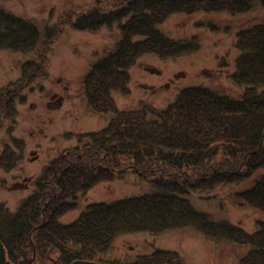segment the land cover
Instances as JSON below:
<instances>
[{
  "label": "trees",
  "instance_id": "1",
  "mask_svg": "<svg viewBox=\"0 0 264 264\" xmlns=\"http://www.w3.org/2000/svg\"><path fill=\"white\" fill-rule=\"evenodd\" d=\"M110 1L112 8L89 9L71 22L81 32L119 29L116 51L93 65L83 79L88 109L109 116V121L99 131L77 134V145L41 170L33 191L14 213L0 203V242L6 260L28 264L34 252L32 264H114L101 255L120 234L158 235L188 228L207 240L248 247L238 264H264V221H257L256 231L248 233L208 220L182 198L189 191L208 193L241 184L264 168V23L235 35L238 56L230 79L237 87H245L237 100L201 87L183 89L164 109L142 103L135 110L120 111L112 99L113 92L126 91L128 70L141 56L174 59L197 49L194 40H173L161 33L159 27L170 16L245 15L253 10V0ZM39 39L40 30L33 22L0 7V50L31 52ZM44 61L40 54L39 61L24 63L20 78L0 88L1 120L15 115L11 99L23 102L22 91L45 74ZM9 151L8 147L3 150L2 170L18 163L19 154ZM222 160L234 169L221 168ZM128 170L153 175L154 192L111 204L92 203L72 223L59 222L76 207L78 196ZM236 198L264 217V177ZM128 264L183 261L175 252L156 250Z\"/></svg>",
  "mask_w": 264,
  "mask_h": 264
},
{
  "label": "rangeland",
  "instance_id": "2",
  "mask_svg": "<svg viewBox=\"0 0 264 264\" xmlns=\"http://www.w3.org/2000/svg\"><path fill=\"white\" fill-rule=\"evenodd\" d=\"M253 2V10L245 15L170 16L159 27L161 33L173 40H194L197 49L174 59H159L154 55L138 58L128 70L126 91L112 93L116 108L135 110L145 103L164 109L174 102L180 91L191 87L206 88L237 100L245 87H237L230 79L238 56L235 35L242 29L264 23V0ZM113 4L110 0H0L2 9L33 22L40 30V39L33 51L0 50V88L20 78L24 63L39 61L40 54L45 59V74L37 76L33 84L22 91L24 101L15 102L14 120L7 122L0 132L4 145L12 144L8 136L13 135L21 142L23 150V160L17 163L13 178L0 172V203L9 213L18 209L43 167L65 149L76 146L77 134L99 131L109 121V116L96 115L88 109L83 79L93 65L116 51L119 29L112 26L95 33L81 32L73 29L71 22L89 9L104 7L107 10L115 6ZM57 93L62 95L60 109L50 100L52 94ZM46 102L51 103L46 106ZM9 129L11 131L6 132ZM220 166L234 169L226 160H222ZM23 176L26 178L22 181ZM262 177L264 168L241 184L218 187L208 193L189 191L182 198L212 222L232 224L254 233L256 222L264 221V217L240 205L236 194L250 189ZM153 179L149 173L139 176L132 170L116 174L112 181L100 182L78 196L76 207L61 216L59 222L72 223L92 203L111 204L148 195L155 190L151 184ZM14 181L22 186L9 190L4 187ZM156 250L177 253L183 264H238L249 249L226 241L207 240L195 230L185 228L158 235L120 234L101 257L106 263L128 264L137 256L150 255ZM34 257L33 252L28 264H32Z\"/></svg>",
  "mask_w": 264,
  "mask_h": 264
},
{
  "label": "flooded vegetation",
  "instance_id": "3",
  "mask_svg": "<svg viewBox=\"0 0 264 264\" xmlns=\"http://www.w3.org/2000/svg\"><path fill=\"white\" fill-rule=\"evenodd\" d=\"M50 100L51 101H53L55 104H56V108L57 109H60V107H61V103H62V95L61 94H59V93H57V94H52V96L50 97ZM9 102H10V100H8ZM47 103L49 104V103H51V102H46V106H47ZM11 105H12V110H13V112L15 113V99L14 98H12L11 99ZM14 116L15 115H13V116H11V117H9V115L7 116V117H5L4 119H0V121H1V123H0V132L1 131H3V129H4V126H5V124L7 123V122H9V121H13L14 120ZM9 131H11V129H9V130H7L6 132H9ZM3 135V134H2ZM8 138H10V140H11V142H12V144H3L2 143V140H0V143H2V144H0V146L2 147L1 148V150H0V159H1V157H2V154H3V150L5 149V147H8L9 148V150L10 151H12L13 153H18L19 154V156H18V162H19V164H20V161H22L23 160V158H22V152H23V150H21V142L20 141H18V140H16V138H14V136L13 135H9L8 136ZM17 142H18V146H19V148L18 149H16V144H17ZM4 145V146H3ZM9 151V152H10ZM30 155H31V153H30ZM56 158V157H55ZM54 159V158H53ZM18 164V165H19ZM17 164H15V166L14 167H11L10 169H8V170H2L1 168H0V172L2 173V174H4L5 176H11L12 178H13V171L14 170H16V166H18ZM18 176H20V174L18 173L17 174ZM20 178H22V181L26 178V177H20ZM34 180L35 179H33V181L32 182H34ZM33 184V183H32ZM22 185L20 184V182H18V181H14V182H12L11 184H6V185H4V187L6 188V189H10V188H20ZM24 188H25V190H26V188H27V186H24ZM33 188H34V186L32 185V187H31V191H29V193L25 196V197H27L28 195H30L31 194V192L33 191Z\"/></svg>",
  "mask_w": 264,
  "mask_h": 264
},
{
  "label": "water",
  "instance_id": "4",
  "mask_svg": "<svg viewBox=\"0 0 264 264\" xmlns=\"http://www.w3.org/2000/svg\"><path fill=\"white\" fill-rule=\"evenodd\" d=\"M0 264H10L6 259H5V250L3 248V245L0 242ZM71 264H98V263H93V262H83V261H74Z\"/></svg>",
  "mask_w": 264,
  "mask_h": 264
}]
</instances>
